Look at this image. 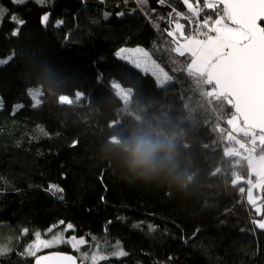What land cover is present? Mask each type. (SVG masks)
Wrapping results in <instances>:
<instances>
[{"label":"trees","instance_id":"trees-1","mask_svg":"<svg viewBox=\"0 0 264 264\" xmlns=\"http://www.w3.org/2000/svg\"><path fill=\"white\" fill-rule=\"evenodd\" d=\"M170 8L185 10L180 0L143 6L135 0H0V61H6L0 63V244L13 249L0 264H34L17 253L34 231L43 235L60 220L75 226L68 236L90 243L95 236L108 243L107 252L119 242L128 253L102 264H264V230L252 223L263 217L248 203L253 178L246 158L243 165L238 160L249 148L229 146V99L216 93L209 100L187 72H171L168 25L158 20ZM12 14L25 21L18 36ZM124 47L145 49L173 83L160 87L117 58ZM117 83L130 91L127 103ZM32 88L41 89L39 107L32 106ZM137 126L180 133L171 175L138 176L109 143ZM55 159L60 175L48 180ZM45 181L64 192L53 196L40 186ZM22 228L29 234L18 239ZM58 252L79 255L68 245Z\"/></svg>","mask_w":264,"mask_h":264},{"label":"snow or ice","instance_id":"snow-or-ice-1","mask_svg":"<svg viewBox=\"0 0 264 264\" xmlns=\"http://www.w3.org/2000/svg\"><path fill=\"white\" fill-rule=\"evenodd\" d=\"M26 2L27 0H12L14 4ZM36 2L43 4V0ZM147 2L148 0H135L139 6L146 5ZM180 2L184 6V11L170 8L166 17L158 18L166 20L168 25L163 31L169 38L166 43L169 45L167 50L170 53L171 72L207 75L210 83H215L217 87L226 91L234 113L246 118H264V0H180ZM166 3L167 0H157L158 5ZM4 15V10L0 9V24L3 23ZM145 15L147 16V13ZM49 19V14L42 15L41 24L47 26ZM9 22L16 25L12 35L18 36L25 21L12 14ZM62 23V20L57 21L56 26L59 27ZM153 26L159 30L158 22ZM115 55L120 60L127 61L142 74L151 75L160 85H165L170 79L169 71L143 48H121ZM3 62L6 61H0ZM28 95L33 107L41 105L38 93L29 91ZM20 107L23 106H16L14 110ZM47 191L56 196L57 193H63L64 189L49 184ZM57 198L62 200L63 196ZM261 200H264V195L253 199L252 193L249 192L248 203L258 217H264V203H259ZM252 223L259 230H264V218L253 220ZM61 225H64L63 230L54 232V229ZM148 227L150 231H155L154 226ZM74 231L75 226L72 223L65 224V221L60 220L57 224L49 226L43 235L40 231H34L33 239L17 254L22 259L34 258V264H78V260L79 264H102L112 258L120 259L128 255L119 242L112 246L111 252H107L106 241L101 242L97 237L90 236L92 241L90 243L85 237L67 235L68 232ZM28 234L29 229L22 228L18 239ZM45 236L48 238H44ZM60 245H68L79 255L58 251L38 255L44 250L54 249ZM85 246L91 251H81ZM12 251L8 244H0V257Z\"/></svg>","mask_w":264,"mask_h":264},{"label":"clouds","instance_id":"clouds-1","mask_svg":"<svg viewBox=\"0 0 264 264\" xmlns=\"http://www.w3.org/2000/svg\"><path fill=\"white\" fill-rule=\"evenodd\" d=\"M180 133L163 127L137 126L127 138L112 136L109 143L125 154L126 164L138 176L152 179L171 175L177 167Z\"/></svg>","mask_w":264,"mask_h":264},{"label":"rangeland","instance_id":"rangeland-1","mask_svg":"<svg viewBox=\"0 0 264 264\" xmlns=\"http://www.w3.org/2000/svg\"><path fill=\"white\" fill-rule=\"evenodd\" d=\"M124 48L134 49L131 47H124ZM187 74L190 77V79L193 81L194 85L198 89H200L203 93H205L206 97L209 100H211V98L214 97V95L216 94L217 91L214 87L209 86L207 75H198L196 73H188V72H187ZM172 83H173V80L170 77V79L168 81H166L165 85L159 84V86L160 87H166ZM117 85L115 84V86L117 87L116 91L118 92L119 97L125 103H127L131 98L130 91L122 88L118 83H117ZM31 91L38 93L39 99H40V96L42 94L40 88H32ZM217 96L218 95H215V98L219 97V96L218 97ZM1 104H2V102H1V97H0V106H1ZM226 129L227 130H226L225 136H227V138L232 137L231 144L229 145L232 150H234V151L238 150L237 152H239L242 150L244 143L251 142L250 149L246 154L245 153H242V154L238 153L239 154L238 160H239V164L243 165L244 164V158H246V163L248 165L250 175L253 178L252 179V185H251L252 187L249 190V192L252 193L253 199L260 197L262 195L263 188H264V151L262 153H258L256 150V145L258 143H260L264 147V134L256 133L252 130L247 129L245 127L244 123L242 122L241 118L238 115H236L235 113L231 114V116L228 117ZM244 133L247 134L248 137L243 136L242 134H244ZM227 152L229 154L231 153L229 148L227 149ZM60 171H61V169L58 165L57 160L56 159L53 160L51 163L50 170L46 173L48 180L58 178V176L60 175ZM40 186L42 188H48V184L46 181L41 182ZM54 206H56V208H58V209L60 208L58 203H54ZM63 246H66V245H60L57 248L48 249V250H44V251H50V252L60 251Z\"/></svg>","mask_w":264,"mask_h":264},{"label":"water","instance_id":"water-1","mask_svg":"<svg viewBox=\"0 0 264 264\" xmlns=\"http://www.w3.org/2000/svg\"><path fill=\"white\" fill-rule=\"evenodd\" d=\"M207 78H208L209 86L214 87L216 89V91H217L216 93L219 97L229 99V96L224 89L217 87V85L215 83H210L208 76H207ZM238 116L241 118L242 122L244 123V125L247 129L252 130L256 133L264 134V118H246L243 115H238ZM66 254H69V253H66ZM41 255H43V254H41ZM78 264H79V260H78Z\"/></svg>","mask_w":264,"mask_h":264},{"label":"built area","instance_id":"built-area-1","mask_svg":"<svg viewBox=\"0 0 264 264\" xmlns=\"http://www.w3.org/2000/svg\"><path fill=\"white\" fill-rule=\"evenodd\" d=\"M250 145H251V142H246V143H244L242 150L247 149V148L250 149ZM256 150H257V152H259V153H262V152H263V147L260 145V143H258V144L256 145Z\"/></svg>","mask_w":264,"mask_h":264},{"label":"crops","instance_id":"crops-1","mask_svg":"<svg viewBox=\"0 0 264 264\" xmlns=\"http://www.w3.org/2000/svg\"><path fill=\"white\" fill-rule=\"evenodd\" d=\"M242 135H243V136H247V137H248V135H247V134H245V133H244V134H242Z\"/></svg>","mask_w":264,"mask_h":264},{"label":"bare ground","instance_id":"bare-ground-1","mask_svg":"<svg viewBox=\"0 0 264 264\" xmlns=\"http://www.w3.org/2000/svg\"><path fill=\"white\" fill-rule=\"evenodd\" d=\"M45 254V253H44Z\"/></svg>","mask_w":264,"mask_h":264}]
</instances>
